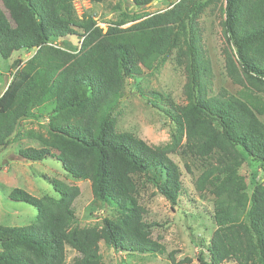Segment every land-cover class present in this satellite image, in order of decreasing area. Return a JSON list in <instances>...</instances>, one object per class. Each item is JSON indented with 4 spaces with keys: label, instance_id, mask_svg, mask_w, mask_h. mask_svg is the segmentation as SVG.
<instances>
[{
    "label": "trees",
    "instance_id": "trees-1",
    "mask_svg": "<svg viewBox=\"0 0 264 264\" xmlns=\"http://www.w3.org/2000/svg\"><path fill=\"white\" fill-rule=\"evenodd\" d=\"M76 0H0V58L30 51L0 94V147L24 120L43 123L27 131L37 146L18 149L24 161L56 160L74 179L86 178L94 198L113 206L118 219L75 224L78 186L50 178L54 193L33 196L13 187L7 197L33 206L26 225L0 224V264H106L102 241L117 252H158L159 224L145 218L139 186L150 185L171 205L182 193L184 160L195 190L211 199L214 224L201 264H264V181L240 167L255 163L264 174V0H178L153 13L124 14L103 30L92 14L79 15ZM102 3L106 0H88ZM142 8L152 0H127ZM218 12L225 75L239 88L213 92L200 17ZM127 22L130 24L126 25ZM77 36L75 50L51 41ZM170 62L183 78L184 103L170 90H152L147 102L171 123L168 140L148 144L117 131L113 98L123 77L141 68L158 72ZM171 263L176 264L171 253ZM185 262H190L186 259Z\"/></svg>",
    "mask_w": 264,
    "mask_h": 264
},
{
    "label": "rangeland",
    "instance_id": "rangeland-1",
    "mask_svg": "<svg viewBox=\"0 0 264 264\" xmlns=\"http://www.w3.org/2000/svg\"><path fill=\"white\" fill-rule=\"evenodd\" d=\"M178 0H155L142 8H136L127 0H106L102 3H91L88 0H76V12L81 15L89 13L97 20L104 30L108 23L119 17L133 13H153L167 8ZM125 14V16H124ZM220 15L218 12L206 10L200 17L203 30V41L207 59L211 67V83L213 92L224 87L234 93L239 88L225 75L222 48L224 46ZM130 24L127 22L126 25ZM52 43L75 50L79 39L67 36L64 39H53ZM30 56V51L14 52L9 59L0 58V94L11 79L21 61ZM20 60L14 64V61ZM183 76L172 70L170 62L158 72H150L145 68L132 78L123 77V85L115 98L117 118L116 130L132 132L144 139L148 144H160L168 140L171 123L158 109L146 100L152 90L166 93L170 90L176 103H184L182 93ZM264 122V115L260 117ZM43 132V123L37 120H24L16 128L15 134L9 138L6 146L0 147V224L5 226L26 225L36 216V209L26 203L10 200L7 195L13 187L22 188L33 196L40 197L46 193L53 194L48 179L64 180L79 187V195L73 202L75 224L77 226L100 225L102 218L108 217L116 221L118 215L113 206L94 198L90 183L86 178L74 179L53 159L40 162H27L18 154L20 147L37 146L38 142L26 137L27 131ZM182 172V193L177 204L171 205L164 197L155 192L150 185L139 186L140 202L145 208V218L156 221L159 225L153 231V238H160L162 245L158 252L127 255L117 252L102 241L99 250L106 264H173L169 254L173 255L176 264H201L198 257L205 247L214 229L210 217L211 199L208 195L201 196L194 188L193 181L199 171L192 167V173L184 168V160L175 157ZM4 162V163H3ZM240 167V173L252 182H263L264 174L253 162L246 160ZM205 253V252H204ZM77 252L65 247L64 264H73ZM189 259L190 262H185ZM223 264H236L226 261Z\"/></svg>",
    "mask_w": 264,
    "mask_h": 264
},
{
    "label": "water",
    "instance_id": "water-1",
    "mask_svg": "<svg viewBox=\"0 0 264 264\" xmlns=\"http://www.w3.org/2000/svg\"><path fill=\"white\" fill-rule=\"evenodd\" d=\"M152 1H155V0H152ZM152 1H151V2H152ZM25 52H28V50H26ZM3 163H4V162H3Z\"/></svg>",
    "mask_w": 264,
    "mask_h": 264
}]
</instances>
